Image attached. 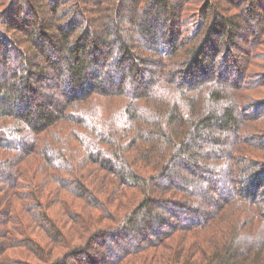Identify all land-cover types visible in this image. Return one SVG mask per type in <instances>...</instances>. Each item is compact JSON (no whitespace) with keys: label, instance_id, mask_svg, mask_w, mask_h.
<instances>
[{"label":"trees","instance_id":"trees-1","mask_svg":"<svg viewBox=\"0 0 264 264\" xmlns=\"http://www.w3.org/2000/svg\"><path fill=\"white\" fill-rule=\"evenodd\" d=\"M187 1L173 5L172 0H0L5 8L0 12V219L5 218L0 220V264H15L5 258L9 249L29 246V256L44 264H61L51 262V253L46 255L28 234L31 217L35 226H48L55 245L50 251L67 245L49 215L51 206L41 200L42 190H36L38 175L31 183L33 191L23 192L35 156L53 170L50 184L60 195L92 201L95 188L110 193L105 207L98 205L114 227H100L103 219L97 217L99 227L88 232L83 244L72 246L68 241L69 257H87L86 247L112 237L120 245V259L114 264L136 261L157 246L176 253L170 264H264V208L257 201L256 181L264 164L245 160L240 198L249 210L243 220L223 221L228 215L225 205L240 195L235 185L224 187L221 202L209 192L217 177L235 183L232 163L244 161L234 153L243 131L239 115L243 108L236 98L228 101L226 96L242 85L207 83L206 78L193 84L197 74L193 72H202L208 56L204 35L235 37L247 18L256 16L257 8L253 0L240 4L225 0L238 12L223 13L220 5L206 1L199 26L170 39L168 19L183 18L180 10ZM244 3L252 5L245 9ZM125 8L134 16L127 18ZM128 20L132 27L125 25ZM108 36L115 44L103 56ZM261 44L260 38L255 46ZM141 48L145 53L139 52ZM99 53L102 58L95 65ZM113 60L115 70L104 78L101 70ZM152 64L168 69L161 73L151 69L149 80L138 79L137 74L145 71L140 67ZM191 68L198 69L191 73ZM55 76L63 81L58 95L50 90L56 86ZM43 80L46 89L34 87ZM117 96L126 97V104L110 115L99 99ZM221 134H231L233 143ZM110 174L117 180H108ZM119 184L126 189L119 190ZM20 202H25L21 206L30 217L19 215ZM168 213L182 222L172 223L166 219ZM182 232L190 244L182 245L178 258L168 241Z\"/></svg>","mask_w":264,"mask_h":264},{"label":"rangeland","instance_id":"rangeland-1","mask_svg":"<svg viewBox=\"0 0 264 264\" xmlns=\"http://www.w3.org/2000/svg\"><path fill=\"white\" fill-rule=\"evenodd\" d=\"M206 1L209 0H188L187 2L184 3L185 5L182 4V8L180 12L183 18H180L178 20L175 17L168 19L169 21L167 26H169V28H167V30L169 31L171 29L170 26H172L171 31L168 32L169 33L168 37H170V39H174L178 36L182 37V35H184V33L187 30H194V28L198 27L199 24L201 23L200 15L202 13V6H205ZM253 1L255 5L254 7L257 8V14L256 16H250L247 18L248 22L244 23L243 28H241L236 32L237 34L235 37L229 39L228 37L215 34L214 36L205 39V37H207V34L204 35L203 40L208 41L206 44V51L208 53L207 54L208 56H206L207 58L203 62L205 68H203V70L201 69L202 72L200 73L198 72L199 70L196 71V69L198 68H196L195 70L193 69L194 71H196L193 73H197L194 75L196 78L194 79L195 83L193 84H197L198 80L202 81L203 79L206 78V81L205 80L204 81L207 83L216 81L217 83H225L226 85H230L231 83H235V84L240 83L242 85V88L235 91V93L232 90L230 91L231 89L230 86H227L226 87L227 91L230 92H227L226 96L228 101H232L233 98H236L237 101L239 102L240 108L241 107L243 108L242 110L241 109L239 110V115L241 116V120H242L241 127L243 131L241 132V135L238 139V143L240 142L241 144L239 143V146L234 150V153L236 157L242 158V160H244L243 161L244 163L237 162L236 160H234V162L232 161L233 176L235 177L236 180L235 183L231 181L228 183H224L225 179L223 177L222 178L217 177L215 181L212 182L209 190V192L211 191L210 194H212L216 198V200L220 202L221 200L224 199V197H226L225 196L226 193L224 190L225 186L229 187L231 185H235L236 194L238 195V193H240V195H238V197L235 198V199L238 198L237 200L234 199L230 205L228 204L225 205V210H227L228 215L224 216L223 221L233 220V219L235 221H237L238 219L243 220V216H247V212L249 209H247L244 200L240 198L243 196L242 195L243 189L241 184L242 182H240L239 180L240 178H242V175L246 170L245 162L254 161L256 163L264 164V44H261L259 47L255 46L256 41H259L260 38L264 42V30L262 31L260 30V26L264 25V4H263L264 0H253ZM179 2L180 0H172L173 5L176 3L178 4ZM240 2L242 1L236 0L237 4H240ZM212 3L215 5L217 4L220 5L223 13L232 11V14H236L238 12V10L234 8V6L233 9H231L230 4L225 0H212ZM251 5H252L251 3H249L248 5L244 3L242 4V7L247 9V7L248 6L250 7ZM257 5L258 7H256ZM127 9L128 8L124 9V14L126 15V17L127 18L133 17L134 15L128 13ZM3 10L5 11V8H4V4L2 3L0 5V12H2ZM45 15L47 16L49 15L48 10L45 12ZM93 25L97 26L98 24L94 22ZM125 25L127 27H132L130 25L129 20L125 22ZM161 26H163V23L161 24ZM96 28L97 27H95V29ZM162 30L166 31V27L165 28L162 27ZM106 40H107V45L103 47V56L107 55L108 50L111 48L110 45L115 44L114 38L108 36ZM158 45L162 46L160 40L158 41ZM140 47L143 46L141 45ZM138 50H140L139 52L141 54L145 53V51H143V48ZM251 50H252L251 52L252 56H249L248 53ZM101 58L102 56H100L99 53L98 58L95 57V61L97 62L94 61V64L98 65V61ZM250 58L252 60H250L251 62L249 61L250 65H248V62L246 61L247 59ZM166 63L168 64L167 60ZM159 66L158 67L153 66V64L147 66L144 65L141 66L140 68L142 70L145 69V71L141 74L138 73L137 78L140 80L142 78L149 80L150 77L147 71L153 69L155 71H158V73L159 72L161 73L165 71V69H168V66L164 67V64H161ZM112 70H115V60L107 63L105 68H102L101 73L104 74V78H105L107 77V71H112ZM193 70L191 68V73ZM203 74L207 76L204 77ZM243 76H246V78H243ZM54 79H55L54 82H56V86L52 87L53 89H50L51 87L50 86L49 89L53 93L58 95L60 93V88H61L60 85L63 84L62 83L63 81L57 76H55ZM45 82L46 81L43 80L37 83L34 87L43 91L44 89H46V88H42L44 86L43 83ZM125 99L126 97H122V96L106 97L103 99L102 98L99 99V103L103 104V106L106 108L105 111L111 115L114 111L118 112L122 110L121 108L126 104L125 102L127 101ZM256 106H258V108H256ZM253 107H255L256 109ZM68 132H69V128H65L64 133L66 134ZM216 135L218 136V134ZM224 136L228 137V141H230L229 142L230 144L233 143L231 134H227V135L221 134L222 138ZM256 137H260L261 139L258 140V138L256 139ZM256 140L258 142H256ZM208 146L209 145L207 144L206 148H208ZM35 157H36V161H34L31 165V169L34 170L33 171L31 170L32 173L30 174V177L28 179L29 181L27 180L24 183L26 188L24 187L25 189L23 190V192L28 195L33 191L31 183L36 179L35 177L38 175L39 181L36 190L38 189L42 190L43 198L41 200L43 201V204L51 206V208L49 209V215H51L52 219H55V222L58 224L60 231L63 232L67 245L66 246L65 244L59 245L57 246V248H53V250L50 251L52 249V246L54 247L55 245L53 244V242H50L52 238H51V233L48 230V226H44L42 228L35 226L36 224L34 222L35 221L34 218H31L29 216L30 214L26 212V209L21 206L25 202H20L21 209L19 210L20 211L19 215H21L23 218L26 215L30 217L27 219V221L28 224L29 223L32 224L31 228L28 227L29 226L28 224L26 225V227H28L29 229L28 234L30 235V238L33 239V241H35L34 239L39 241L40 244L39 246L43 251L45 250L46 255H48L47 254L48 252L51 253L50 254L51 256L50 258L52 260L51 262L56 261V262H61V264H114L116 260L120 259V254H119L120 249L118 248L120 245L118 243H115L116 240L115 241L112 240V237L105 238V241L103 239V243L100 242L90 247H86L83 250V252L84 251L86 252L87 257H85L86 255L84 256L81 255L79 256V258H77L76 256L69 257L70 252L68 250V241L72 243L71 244L72 246L74 244L81 245L83 244L87 234H89L88 232L91 233L93 232V230H96L99 227L97 226L98 223L97 217H102V219L104 220L101 221L100 227H104V226L114 227L113 222L110 219L108 220L107 219L108 217L106 215L103 216V214L99 212V210L101 209L99 206L102 205V207L104 208L105 207L104 202H106V200L108 201L110 200L109 197L110 193L109 196H107L104 192H99L98 189L95 188L98 193L96 192L94 196L99 197L102 200L101 199L98 200L95 199V197H93L92 201L90 200V198L88 201L80 198L78 199L77 197L75 198L74 196L68 194H66L67 196L60 195L61 191L56 190V185L50 184L52 183L50 173H52L53 170L48 169L46 163L44 162L43 164L40 163L39 161H41V159L38 158V156ZM31 160H29L28 163ZM41 164H42L41 166L42 168L40 169L39 165ZM135 169L139 171L141 168L139 169L138 166ZM36 170L37 171L39 170V172L36 173ZM260 172H261L260 176H258V178L256 177L257 179L256 181L258 185H260L258 187L259 195L257 201L260 202L261 206L264 208V171L260 169ZM145 173L147 174V172ZM109 179L117 180V177L113 174H110V176H108V180ZM102 185H103L102 187H104L103 182ZM120 189L125 190L126 188L122 184H119V190ZM107 191L110 192L109 186ZM129 194H131V192ZM116 196L119 198L121 195L119 193L116 194ZM61 198L64 201V203L63 202L60 203L59 199ZM124 201L126 202V199ZM199 202L201 201L199 200ZM202 205L203 208L204 207L207 208V205L205 203L204 204L202 203ZM91 206L95 207L96 209L92 208ZM207 209L211 210V208H207ZM166 219L178 225L182 222V221L180 222V220H178L177 218H174V216L172 217L169 213L166 215ZM0 220L5 221V218H1ZM11 225L13 226L14 224ZM31 229H34V231H32ZM165 229L169 230V227H166ZM31 233H33L32 236ZM19 237L20 239L22 238L24 241L22 235ZM151 237L152 238L154 237V239H158L155 236H151ZM30 238L26 239L25 241L26 242L30 241ZM187 238L188 237L186 233L182 232L176 234L175 236H173L171 240L169 239L168 241L169 244H172L173 248L175 249V252H178L177 253L179 254L178 258L182 254L179 253L180 248L182 247V245L186 244L185 242L188 243V241H186ZM1 241L2 240H0V242ZM132 244L126 243L124 245L131 246ZM159 247L160 246H157L155 248H151L145 252H142L136 258V261H133L134 258L132 259L129 258L130 260H127L123 264L172 263L173 261L172 256H175L176 253H173L172 251L170 252V254H168V251H165L164 249ZM42 250L41 252H43ZM30 251H32L30 246L29 248L14 247L13 249H9V251L7 252V257L5 258L10 257V262H13L15 264H44L40 259H37V256L36 257L34 255L29 256ZM164 254L169 255L170 261H168V257H166L165 259ZM182 257L183 258L186 257V253L185 254L183 253ZM0 261L2 260L0 259Z\"/></svg>","mask_w":264,"mask_h":264}]
</instances>
